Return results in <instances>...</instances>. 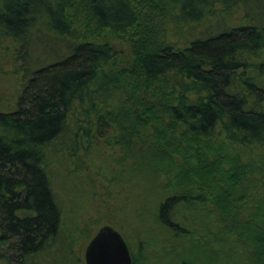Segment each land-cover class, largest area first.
<instances>
[{"label":"trees","instance_id":"trees-1","mask_svg":"<svg viewBox=\"0 0 264 264\" xmlns=\"http://www.w3.org/2000/svg\"><path fill=\"white\" fill-rule=\"evenodd\" d=\"M0 74V262L57 246L52 160L103 144L97 220L152 203L181 264H264V0H0Z\"/></svg>","mask_w":264,"mask_h":264},{"label":"rangeland","instance_id":"rangeland-1","mask_svg":"<svg viewBox=\"0 0 264 264\" xmlns=\"http://www.w3.org/2000/svg\"><path fill=\"white\" fill-rule=\"evenodd\" d=\"M229 21L240 23L246 21V19L242 11L234 10L229 16ZM180 28L185 29L184 31H189V33L182 34ZM194 30L197 29L185 27L174 22L171 34L173 37L177 34L178 37L180 35L186 38L193 36ZM125 39H128V37H125ZM113 44L116 49L123 50L128 48V44L122 39H116V41H113ZM13 79L9 84H13ZM5 87L3 86V91H0V94L6 91ZM7 88L9 89V87ZM10 93L9 91L8 95ZM111 150V148L103 144L97 148L95 146L88 161L82 164L83 166H87L85 167L87 171L81 169L82 167L78 159L70 156L61 155L62 157L57 156L52 160L53 187L63 205L65 222L62 225V235L57 239V246L54 249H48L41 260L32 258L34 262L37 264H86L85 250L89 240L100 225L104 222H112L116 224V227L126 237L131 249L133 264H181V246L188 245V241H179L173 234L170 235L169 230L155 218L152 203L147 205V210H149L151 215H144L145 213L141 212V209H138L135 210V216L131 219H126L125 217L127 210H122V212L114 211L104 204L101 206L104 217L99 220L96 219L98 215H96V211L98 210L96 208L97 203L94 206L88 197L92 191V187L94 188L95 185H90L88 174H93L97 167L101 169L100 163L104 164L105 169L110 166L111 161H106V159ZM99 184L96 183L98 190L102 189ZM132 204L138 206L135 202ZM110 213H112V216L116 220L109 218ZM119 223L120 226L118 225ZM183 253L187 254L186 251ZM195 258L192 257V259ZM0 264L5 263L1 261Z\"/></svg>","mask_w":264,"mask_h":264},{"label":"water","instance_id":"water-1","mask_svg":"<svg viewBox=\"0 0 264 264\" xmlns=\"http://www.w3.org/2000/svg\"><path fill=\"white\" fill-rule=\"evenodd\" d=\"M86 264H133L129 243L115 225L103 223L89 240Z\"/></svg>","mask_w":264,"mask_h":264}]
</instances>
